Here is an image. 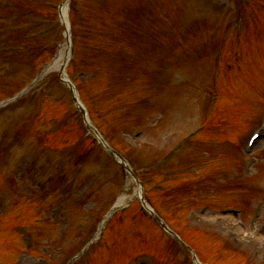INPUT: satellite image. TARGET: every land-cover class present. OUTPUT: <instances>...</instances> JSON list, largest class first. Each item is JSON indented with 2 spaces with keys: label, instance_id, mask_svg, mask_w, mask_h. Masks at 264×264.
<instances>
[{
  "label": "rangeland",
  "instance_id": "rangeland-1",
  "mask_svg": "<svg viewBox=\"0 0 264 264\" xmlns=\"http://www.w3.org/2000/svg\"><path fill=\"white\" fill-rule=\"evenodd\" d=\"M122 2L124 3V0H122ZM189 10L192 11L190 8ZM122 12H124V10ZM106 17L109 18L107 11ZM176 18H174V20L178 24L184 26L181 13L176 14ZM256 24L258 25L257 28L260 34H263L262 37L264 38V16L257 19ZM126 29L127 28L124 26H118L117 31L119 30V34H124ZM117 31L114 33L117 34ZM209 39L210 38L207 37L204 30H200V32L196 30L194 34L190 31H186L185 40L182 41L183 46H181L182 42L179 40L175 42L174 46L178 50L181 52L186 51L187 53H185V56L179 55L171 58V63L174 65L170 77L171 85L168 82L166 85L170 87L163 88V90L159 92L161 99V101L159 100V107L162 109V113L165 112L166 116H162L157 124H153L148 129L141 125L146 132L142 136L140 142L143 141L148 145L144 146L145 144H141V150L144 154L143 157L146 158L145 164L150 160L148 159L147 161L150 154L153 155L157 153L154 156L157 157L165 149L168 148L166 151H169L182 136L187 135L189 132L199 127L205 120L203 119L205 113L209 116V119L214 118L204 110L207 104L206 98L213 97L215 101L214 107H219L218 114L224 111L227 117L231 114L233 116L238 115L240 118L234 119L231 117L230 122L231 125L235 124L236 128H239V131L240 129L245 130L247 122L251 121L256 112L263 108L264 79L262 80L263 74L260 69L256 68V72L251 74V68L246 67L248 63L236 60L232 62L235 63V68L227 69V67H224L226 71L222 72V66L228 59L225 56L227 46L221 43L216 48V52L212 57L208 56L204 58L201 56L200 58L194 56V54L197 53L196 49L198 47V42L200 40L208 41ZM260 44L264 47V42L261 41ZM251 47L252 46L247 48L250 49V54L248 56L253 54ZM166 53L167 56H170L168 52H154V54L163 57H166ZM141 58L145 59V55ZM146 63L151 66L155 65V63L148 60ZM239 63H243L242 66H238ZM157 66L168 68L169 64L168 62H162V64H158ZM194 71H201V73L193 76ZM112 87L113 83L110 82L109 88ZM96 88L95 96L101 90H104L103 85L99 88L96 86ZM124 94L123 90L117 93L111 92L108 96H104L102 100L105 102L111 99L113 103L129 100L124 97ZM51 107L52 106H50V108ZM56 108L55 106L50 114L56 110ZM219 117L221 116H217L216 118ZM101 120L102 119H99L98 122L103 126ZM128 121L132 123L133 120L130 118ZM130 127H132V125ZM222 127L227 133L230 130V123L226 121L225 125ZM219 130L220 129L208 130L204 132L200 136V141L202 143L200 144L201 147H188L183 151L182 157H185L187 164L185 167L181 165L180 169L184 167V169H187L190 173H186L178 179L173 177L161 179L159 173L152 175L154 187H151L150 195L154 203L158 204L173 225L177 229L185 231V236L189 243L199 247L200 251L204 254L205 249L211 251L210 255L212 257H204L205 260L215 264H220L221 262L245 264L246 261H257L258 263L264 264V246L256 242L251 243L249 240L250 236L257 238V234L264 237V154L261 152L264 141H262L257 148L256 153H259V156L257 155L259 162L252 173L249 174L250 176L240 177V174L233 176L235 174L233 172L235 168L228 166L233 164V162H226L230 157L215 144V138L218 137L216 135ZM234 130L235 129L232 128L231 133L229 132L233 139ZM126 139L132 143L136 142V139L132 137ZM206 154H211V161L205 156ZM176 161H178V159ZM198 161H200V163H198ZM194 168L197 169L196 172ZM241 169L243 170V168ZM71 171L72 169L68 168L65 170V173L70 174ZM93 171L94 169L92 168L90 170H84L80 176V181L78 180V182L81 183L78 184L77 182L75 186V198L76 201L81 204V209H76L72 213L76 221L84 214H87V221L77 223L78 226H83V230L89 228L92 230L98 216H101L110 207L115 197L112 191V196L110 198L112 199L111 202L109 200L105 201L102 196L104 190H99V192L92 195L89 201H82L83 189H85L88 181L89 184L92 182L90 178ZM216 171L217 174H214ZM59 180L60 176L55 177L51 180L50 184ZM241 180L246 183V188H248V190L239 188ZM183 183H190L189 186H187V191L183 188ZM25 187L26 185L23 184V188ZM222 191L234 192L222 193ZM250 195H254L251 197V201L249 200ZM205 205L209 206V210L204 207ZM226 206H233L242 211L238 216L241 222L235 215L223 214L224 211H222V209ZM192 213L194 214L191 215ZM130 216H135L136 220H139L136 214H131ZM131 217L127 218V220H135V217ZM222 218L223 220H221ZM230 218H235L236 221H238L240 225L239 230H232L228 227L227 222ZM140 220L144 221L142 217ZM200 228H209L222 238L225 237L229 245L245 254V258H243V255H240L238 258L234 257L236 260L233 261V258L228 255V253L219 251L218 247L216 249L211 242L209 244L204 236L195 232ZM142 230L144 232L146 230L145 227H143ZM186 232H189L190 235L186 234ZM239 233H242L246 237L240 238ZM138 235H140L138 237L139 240L144 243V238L141 237L143 234L138 233ZM131 237L132 236H130V238ZM108 240L109 250H107V255H102V257L101 255H95L90 261V264H96L98 262L99 264H113V262L118 261L124 255L125 249L123 248H125L128 238L125 237L123 241L120 237V233L113 231V234L108 236ZM169 244L170 248L167 253L158 250L154 254V248L149 252V256L143 257V253L138 252L140 258L138 256L137 263L183 264L184 261L186 264L191 263L190 255L186 253L185 250L183 251L175 241L170 240ZM175 248L179 249V253L174 251ZM36 252H41L40 246H38ZM52 252L55 257H59L55 255L53 250ZM141 252H143V250ZM63 253L64 251L61 252V256ZM12 255L10 264L15 263L17 260H20L24 264L33 262L31 258H27V255ZM176 257H178V259ZM123 258L124 257H122V259Z\"/></svg>",
  "mask_w": 264,
  "mask_h": 264
},
{
  "label": "bare ground",
  "instance_id": "bare-ground-1",
  "mask_svg": "<svg viewBox=\"0 0 264 264\" xmlns=\"http://www.w3.org/2000/svg\"><path fill=\"white\" fill-rule=\"evenodd\" d=\"M64 12H65V11H63V16L65 17V14H64ZM65 13H66V12H65ZM60 57H61V56H60ZM60 57H59V58H60Z\"/></svg>",
  "mask_w": 264,
  "mask_h": 264
}]
</instances>
